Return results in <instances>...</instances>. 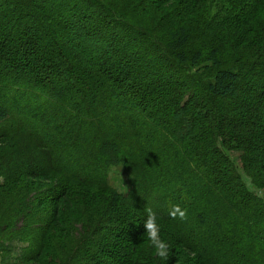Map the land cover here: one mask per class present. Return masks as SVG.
<instances>
[{
	"label": "trees",
	"instance_id": "16d2710c",
	"mask_svg": "<svg viewBox=\"0 0 264 264\" xmlns=\"http://www.w3.org/2000/svg\"><path fill=\"white\" fill-rule=\"evenodd\" d=\"M259 191L264 0H0L1 253L157 264L152 209L168 264H264Z\"/></svg>",
	"mask_w": 264,
	"mask_h": 264
},
{
	"label": "clouds",
	"instance_id": "9594fccd",
	"mask_svg": "<svg viewBox=\"0 0 264 264\" xmlns=\"http://www.w3.org/2000/svg\"><path fill=\"white\" fill-rule=\"evenodd\" d=\"M109 176L112 178L114 186L119 188L120 179H122L121 174L110 171ZM168 215L173 219L178 217L180 220H184L187 217V209H182L179 205H172ZM143 225L146 229L148 246L153 250L154 257L157 258V264H168L171 248L169 243L161 238V218L152 209H148L147 218ZM142 264H146V261Z\"/></svg>",
	"mask_w": 264,
	"mask_h": 264
},
{
	"label": "rangeland",
	"instance_id": "374dc122",
	"mask_svg": "<svg viewBox=\"0 0 264 264\" xmlns=\"http://www.w3.org/2000/svg\"><path fill=\"white\" fill-rule=\"evenodd\" d=\"M227 154L232 158V160L236 164H240L239 163V157H240L239 153H235V152H229L228 153L227 152ZM110 171H115V172L121 174L122 179H120V187L119 188L114 186L113 180L109 176ZM106 177H107L108 185L112 189H114V191H116L118 194L127 195L130 192L131 181H132L131 177L127 174L125 169L122 168L121 166L108 168L107 173H106ZM258 194L260 196L264 197V191H259ZM4 245L9 247V251H8L9 255L6 256L4 253L0 252V264H22V262L20 260V255H21L23 248H25L27 245H22L18 242L4 243Z\"/></svg>",
	"mask_w": 264,
	"mask_h": 264
}]
</instances>
